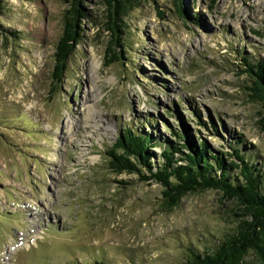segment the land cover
<instances>
[{"label": "rangeland", "instance_id": "1", "mask_svg": "<svg viewBox=\"0 0 264 264\" xmlns=\"http://www.w3.org/2000/svg\"><path fill=\"white\" fill-rule=\"evenodd\" d=\"M76 3L81 39L54 85ZM0 6V264H186L188 249L211 254L248 220L218 190L172 204L155 181L113 173L105 153L124 130L150 134L156 165L182 143L176 130L225 159L241 148L261 172L263 104L243 71L264 66V0H131L108 67L104 0Z\"/></svg>", "mask_w": 264, "mask_h": 264}, {"label": "trees", "instance_id": "2", "mask_svg": "<svg viewBox=\"0 0 264 264\" xmlns=\"http://www.w3.org/2000/svg\"><path fill=\"white\" fill-rule=\"evenodd\" d=\"M104 4L107 13L105 28L109 36L105 50V65L108 67L118 62L122 58V49L125 50L118 19L123 7L131 4V0H104ZM82 14L79 3L65 11L63 32L55 48L54 85L61 84L67 61L81 39L79 24ZM245 67L243 72L251 80L248 88L251 96L263 104L258 123L264 131V66L257 61L246 63ZM172 135L182 143L167 146L162 151V161L155 165L149 149L155 146L156 140L150 134L124 130L105 153L108 168L118 175L136 174L141 182L155 181L163 188L164 199L172 204H177L188 193L218 190L223 197L241 207L242 216L248 220L239 221L231 235L221 241L211 254L188 249L186 264H241L249 253L264 264V165L260 172V168L250 163L238 147L230 146V152L226 153L229 157L225 159V154L210 152L205 142L196 146L192 139L187 141L186 134L173 130ZM93 264L104 263L97 261Z\"/></svg>", "mask_w": 264, "mask_h": 264}]
</instances>
